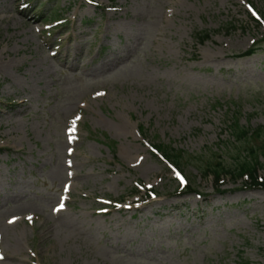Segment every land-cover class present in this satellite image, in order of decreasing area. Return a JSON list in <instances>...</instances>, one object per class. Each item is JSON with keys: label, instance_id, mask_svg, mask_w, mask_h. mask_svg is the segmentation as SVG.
<instances>
[{"label": "rangeland", "instance_id": "1", "mask_svg": "<svg viewBox=\"0 0 264 264\" xmlns=\"http://www.w3.org/2000/svg\"><path fill=\"white\" fill-rule=\"evenodd\" d=\"M237 119L264 0H0V264H264V190L202 174Z\"/></svg>", "mask_w": 264, "mask_h": 264}, {"label": "trees", "instance_id": "2", "mask_svg": "<svg viewBox=\"0 0 264 264\" xmlns=\"http://www.w3.org/2000/svg\"><path fill=\"white\" fill-rule=\"evenodd\" d=\"M207 39L208 34L198 35V37L203 40L204 37ZM257 51V48L250 50L243 56H251ZM229 129L233 135V142L227 145L225 152L218 150L214 152L213 158L215 162L209 161L206 165V169L202 170V174L205 178H212L215 181L216 189L220 191L222 187L221 181L229 176L235 180V182L243 179H248L252 187L264 188V182H260L258 179L260 169L264 168V128H261L256 133V136L250 139L251 130L243 128L239 120H234ZM262 142L260 147L252 146V141ZM155 149L159 151L166 160L174 163L177 167H181L185 161V153L177 154L170 148L161 147L155 144ZM211 150V149H210ZM231 152H236L239 157L232 159L233 165H225L223 158L225 155H229ZM242 160V161H241ZM231 161V160H230ZM187 191H194L191 187L187 188Z\"/></svg>", "mask_w": 264, "mask_h": 264}, {"label": "snow or ice", "instance_id": "3", "mask_svg": "<svg viewBox=\"0 0 264 264\" xmlns=\"http://www.w3.org/2000/svg\"><path fill=\"white\" fill-rule=\"evenodd\" d=\"M177 176H178V178L182 179V177L180 176V174H179V173H177ZM61 207H62V206H61Z\"/></svg>", "mask_w": 264, "mask_h": 264}, {"label": "bare ground", "instance_id": "4", "mask_svg": "<svg viewBox=\"0 0 264 264\" xmlns=\"http://www.w3.org/2000/svg\"><path fill=\"white\" fill-rule=\"evenodd\" d=\"M21 105H23V103H21Z\"/></svg>", "mask_w": 264, "mask_h": 264}]
</instances>
